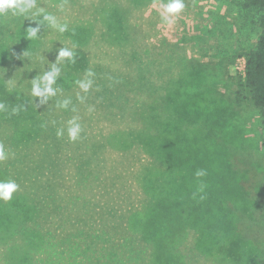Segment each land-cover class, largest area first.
<instances>
[{
  "label": "rangeland",
  "instance_id": "1",
  "mask_svg": "<svg viewBox=\"0 0 264 264\" xmlns=\"http://www.w3.org/2000/svg\"><path fill=\"white\" fill-rule=\"evenodd\" d=\"M166 2L37 0L68 31L45 24L36 39L27 38V29L37 17L0 15V102L8 109L0 112V145L8 153L0 180L27 178L16 173L34 161L16 156L33 147L28 137L39 121L65 128L67 119L79 117L83 131L70 141L80 159L67 170L92 182L98 199L94 218L79 233H102L107 224L114 231L119 217L126 229L110 238L120 241V258L105 257L102 245L94 256H73L66 247L58 258L0 256V264H264V115L237 95L260 12L244 0H183L182 13L166 25L160 15ZM119 21L126 36L113 35ZM61 47L74 50L76 63L60 62L57 94L40 103L31 81L50 70ZM81 52L89 54L84 69ZM87 69L107 74L111 95L89 90L91 98L80 101L87 94L76 83L72 115L52 109ZM16 107L22 110L13 115ZM198 169L207 174L197 178ZM34 178L42 179L35 172ZM18 190L10 201L0 200V247L2 235L11 236L29 210Z\"/></svg>",
  "mask_w": 264,
  "mask_h": 264
},
{
  "label": "trees",
  "instance_id": "2",
  "mask_svg": "<svg viewBox=\"0 0 264 264\" xmlns=\"http://www.w3.org/2000/svg\"><path fill=\"white\" fill-rule=\"evenodd\" d=\"M244 2L247 6L256 7L259 10L257 25L260 32L255 47L243 54L244 72L243 77L238 82L237 95L242 100L250 99L264 115V0H244ZM124 28L125 25L119 21L112 25L111 30L114 33L113 35L117 32L125 35ZM125 36L122 38L123 40H125ZM122 46L126 49L127 45L122 43ZM86 53L88 54V52ZM86 53L81 52L78 55V62L82 65V69L87 68L90 61L89 54ZM106 76V73H102L100 77L95 74L91 78L93 84L89 90L93 91V94H97V97L99 95H111L110 84L107 86L109 80H104ZM98 78H101L99 82L97 81ZM104 83L105 87L102 86ZM75 84L76 82L72 83L70 80L67 88L60 93V98L51 102L52 109L55 111L60 109L57 105L64 99H70L72 104L70 103L67 109L62 110L68 116L72 115L75 99L72 88L75 87ZM98 86H101V88ZM89 90L86 93L87 97L83 100L80 99V101L87 102V99L91 98L88 97ZM99 99L102 102L110 100L108 97ZM77 105L79 111L84 112V104L79 102ZM60 118L65 120L62 117ZM61 128H64L61 123L54 125L49 119L44 122L39 121L37 130L31 131L32 134L28 137V142H31L30 144L33 147L28 149L30 151L16 156V158L25 159L24 156L29 155L34 161L30 164L33 166L32 168L22 167L23 172L16 173L18 177L25 175L26 172L28 173L27 178L17 182V184L29 210L25 217L19 219L11 236L5 239L6 237L2 235L0 256H9L8 258L26 261L27 259L37 260L38 257L43 256L41 255L42 252L53 258L63 256L66 251L71 255L73 254V256H94L104 245L105 257L120 258V241L110 239L113 236H118L120 231L125 232L126 230L123 223L120 222V217L115 220L116 227L114 231L112 226L107 224L104 226L107 230L102 233L96 228L94 232L92 230L89 232V236L85 230L79 233L84 220L87 222V219L94 218L93 212L96 210L95 205L98 203V199H94L93 193L97 191L93 189L92 182L83 181V174L74 173L72 175L68 172L67 169L77 167V159H80V157H76V147L70 139L57 136V131ZM51 140L56 142L54 146L50 145ZM83 148L81 147V149ZM40 150L45 152L44 158L40 156ZM21 165L20 163L19 166ZM80 166H82V162H80ZM77 171H79V168H77ZM34 172L42 179L34 178ZM20 193L17 192V194ZM83 193L85 194L84 197L82 196ZM87 193L91 197L87 196ZM98 223H100V220ZM262 224L264 226V213ZM72 228L75 231L70 232L69 230ZM18 235L25 238H18ZM19 239H23V241ZM66 247L67 250L62 251ZM132 255L136 257L137 254L133 252Z\"/></svg>",
  "mask_w": 264,
  "mask_h": 264
},
{
  "label": "clouds",
  "instance_id": "3",
  "mask_svg": "<svg viewBox=\"0 0 264 264\" xmlns=\"http://www.w3.org/2000/svg\"><path fill=\"white\" fill-rule=\"evenodd\" d=\"M161 19L166 25H172L175 23V17L182 13L185 8L183 0H167L166 3L160 5ZM22 15V16H35L37 20L36 27H29L27 29V38L36 39L38 37V32L40 31L41 26L45 24L56 30L57 32L63 34L68 31L67 23H60L55 15L45 11L42 7H39L37 0H0V15ZM75 45L73 46V48ZM68 61L72 64L76 63V55L72 48L61 47L58 50L56 60L54 63H50L49 69L44 71L42 75H38L31 81V95L37 98H43L40 100V103L47 102L49 97H54L57 94L58 89L54 87L57 83V79L61 74V67L59 66L61 61ZM95 76V73L92 69H88L85 73V79L76 81L79 88L87 93L93 84L92 77ZM83 100V97H80ZM71 103L70 99H64L57 106L61 109H67ZM20 107L13 108L11 110L13 115H16L21 111ZM75 111V109H72ZM8 111L6 105L3 102H0V112ZM91 111V109H90ZM82 125L79 122V117H73L67 121V126L61 128L57 131V136H64L65 134L71 141H76L80 138L82 133ZM8 158V153H6L4 147L0 145V161H3ZM206 170L198 169L195 172L197 178L205 176ZM19 189V185L13 179L0 180V200L10 201L13 198V193ZM202 190V186H201ZM203 198V197H202Z\"/></svg>",
  "mask_w": 264,
  "mask_h": 264
}]
</instances>
